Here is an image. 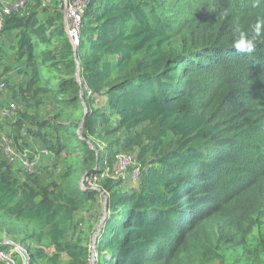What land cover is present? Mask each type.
Listing matches in <instances>:
<instances>
[{
    "label": "trees",
    "instance_id": "obj_1",
    "mask_svg": "<svg viewBox=\"0 0 264 264\" xmlns=\"http://www.w3.org/2000/svg\"><path fill=\"white\" fill-rule=\"evenodd\" d=\"M30 17L4 23L24 28L16 83L24 106L12 139L74 161L51 159L56 191L41 195L0 163V233L30 264H61L62 254L66 264H89L92 254L95 264H264V36L251 54L232 46L235 25L250 32L264 2L87 0L76 47L62 27L28 28ZM54 36L61 44L51 48ZM119 151L140 163L135 190L113 179ZM84 173L98 189L80 183ZM100 188L109 212L89 250L72 221Z\"/></svg>",
    "mask_w": 264,
    "mask_h": 264
},
{
    "label": "rangeland",
    "instance_id": "obj_2",
    "mask_svg": "<svg viewBox=\"0 0 264 264\" xmlns=\"http://www.w3.org/2000/svg\"><path fill=\"white\" fill-rule=\"evenodd\" d=\"M68 0H49L48 2H42L41 0H38V4H36L35 0H28L27 4L25 5L24 9L21 12H18V15L22 16L23 18H28L32 20L31 22L33 25H29V27L39 26L41 32L44 34L49 33L50 30H54L56 27H62L66 34V5ZM61 12L63 14L62 20L60 21L56 18V13ZM50 17L53 19V22L50 23L48 21V18ZM36 18V21H35ZM35 21V23H34ZM36 24V25H34ZM24 31V28H17L13 30L6 31L3 36V40L0 43V78L5 81L6 83V89L0 93V99L3 101V103L7 104V102L13 101L16 102L20 109H23V102L21 100V94H19V87L16 85V83L20 80L21 76L18 75V58H17V49L19 47L18 38L20 37L21 33ZM40 35H37L35 39H38ZM54 38L52 39V47L58 46L61 43L55 42ZM41 48H44L47 50V47L41 46ZM40 48V49H41ZM76 60V59H75ZM76 73H79V63L76 61ZM57 73H61L57 71ZM104 98L103 96H97L95 95V102L94 107L103 106L104 105ZM45 111V108L41 109V113ZM18 113V111H17ZM17 114H15L13 117H7V118H0V134L7 135L13 146L19 150H26L31 157L36 159L37 163V170L34 175H29L23 172V170L20 168L17 164H10L6 161L3 154L0 151V163H3L5 169L10 173V176L12 179L16 180L20 185V187L25 186L27 183L28 187H31L34 191L39 193L40 195L45 192H53L56 191L55 184L58 182V174H56L54 170V163L52 164L51 159H66L68 162L74 161L73 157H70L67 155L64 151L59 157H56L55 154H51L47 150V154H43L44 149L43 148H36L31 149L24 147L21 141L18 142L19 145H22L21 148H19L16 144V142L13 141L12 137L15 134L13 128H14V121L16 120ZM81 131V130H80ZM100 147H104L103 142H99ZM93 147V145H92ZM94 149V147H93ZM129 155L132 157L131 165H139V161L136 159L135 154L132 151H119L115 155L114 159V167L116 162L117 155ZM75 163V162H74ZM52 164V165H51ZM71 165V163H69ZM76 164V163H75ZM81 170L80 165L76 164V171ZM69 171V169H68ZM130 167L123 173L122 175L115 173L113 170L112 176L113 179H122L125 180L126 188L135 190L139 188L140 186V175L138 178H132L130 176ZM70 173V171H69ZM110 173L104 174L107 176ZM80 183L85 185L86 187L90 189H98L96 185L92 182V177L88 174L85 175L81 174L80 176ZM93 187V188H91ZM99 192L101 193L100 198L96 201V205L89 204L86 207L79 208L73 217V225L75 228L73 229V236H76V238H80L82 241V244H84L89 250H92L91 248L94 246L96 237L98 235L99 228L106 217L107 213V206L106 203H103L104 198L106 197V191L103 188H100ZM10 221H7L8 223L12 224L13 227H16V223L13 221V219H8ZM28 232L31 231L37 232V228L34 226H28ZM9 234L7 231H3L0 233V243H7V244H14L13 248L8 252L10 253L14 258V264H30L28 252L23 247L19 246L16 242H14L12 239L9 238ZM35 241L32 239V241H29V247L31 250L34 249ZM18 245L19 247H16ZM41 246V245H38ZM46 250L48 253L53 252V247H46ZM86 251V250H85ZM84 251V252H85ZM92 256V255H91ZM62 262L61 264H66L68 257L66 255L62 254ZM94 259V260H92ZM92 260V261H90ZM89 260V264H95V257H91ZM42 264V262L40 261ZM4 264V263H3ZM193 264H218L216 261L209 262L207 261L206 257L200 258L199 260L195 261Z\"/></svg>",
    "mask_w": 264,
    "mask_h": 264
},
{
    "label": "built area",
    "instance_id": "obj_3",
    "mask_svg": "<svg viewBox=\"0 0 264 264\" xmlns=\"http://www.w3.org/2000/svg\"><path fill=\"white\" fill-rule=\"evenodd\" d=\"M42 2H48L49 0H41ZM27 0H0V41L2 40L4 33V21L5 17L21 12ZM87 4V0H68L66 5V22H67V36L70 39L72 45L76 46L79 42V32L81 28L82 15L84 8ZM6 89V83L0 78V93ZM86 94L91 96V91H87ZM20 107L16 102L10 101L7 104L3 103L0 99V118L13 117ZM0 151L3 154L6 161L10 164H17L20 168L29 175H34L37 170L36 159L31 157L26 150H19L15 148L10 138L5 134H0ZM47 150L44 149L43 154H47ZM114 172L122 175L130 167V176L132 178H138L140 174L139 165H131L132 157L129 155H117ZM0 261L4 264H14L13 256L0 250Z\"/></svg>",
    "mask_w": 264,
    "mask_h": 264
},
{
    "label": "clouds",
    "instance_id": "obj_4",
    "mask_svg": "<svg viewBox=\"0 0 264 264\" xmlns=\"http://www.w3.org/2000/svg\"><path fill=\"white\" fill-rule=\"evenodd\" d=\"M262 2H264V0H253V7L259 6ZM13 14H15V13H13ZM221 15L226 17L227 16V12L221 13ZM4 23H5V21H4ZM234 31L238 35H237L236 39H234V41H233V45H232L233 48L236 50L237 53L251 54V53H253L256 50L257 40L261 36H264V17H258L256 19V21L251 26V31L250 32H246L244 30H241L239 24L235 25ZM4 33H5V28H4ZM4 33H3V36H4ZM66 34H67V32H66ZM2 40H3V37H2ZM2 40L0 41V43L2 42ZM69 41H70V39H69ZM72 46L76 47L74 45H72ZM78 82H80V78H79ZM16 246H18V245H16ZM92 256L94 257L93 254H92Z\"/></svg>",
    "mask_w": 264,
    "mask_h": 264
},
{
    "label": "water",
    "instance_id": "obj_5",
    "mask_svg": "<svg viewBox=\"0 0 264 264\" xmlns=\"http://www.w3.org/2000/svg\"><path fill=\"white\" fill-rule=\"evenodd\" d=\"M76 66H77V64H76ZM76 71H77V70H76ZM76 77H77V81H79L78 73H76ZM79 94L81 95V90H80ZM83 104H84V103H83ZM89 144H90V147L93 148V147H92V144H91V143H89ZM12 245H14V244H12ZM14 246H15V245H14ZM16 247H18V246H16Z\"/></svg>",
    "mask_w": 264,
    "mask_h": 264
}]
</instances>
